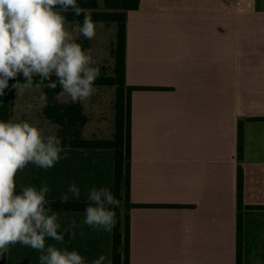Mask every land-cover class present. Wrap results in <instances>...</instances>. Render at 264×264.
Listing matches in <instances>:
<instances>
[{
    "label": "crops",
    "instance_id": "0c3cea01",
    "mask_svg": "<svg viewBox=\"0 0 264 264\" xmlns=\"http://www.w3.org/2000/svg\"><path fill=\"white\" fill-rule=\"evenodd\" d=\"M125 82L127 264H264V0H140ZM72 220L82 234L83 216L61 214L64 242L46 245L73 250Z\"/></svg>",
    "mask_w": 264,
    "mask_h": 264
},
{
    "label": "clouds",
    "instance_id": "9594fccd",
    "mask_svg": "<svg viewBox=\"0 0 264 264\" xmlns=\"http://www.w3.org/2000/svg\"><path fill=\"white\" fill-rule=\"evenodd\" d=\"M69 10L77 17L83 13L77 0H0V95L18 74L24 78V82L17 80L12 85L18 92L33 87L56 89L59 85L57 95H67L72 103L87 100L94 93L101 70L92 66L90 50H84L76 39L94 38L95 24L83 13L82 24L69 31L64 15ZM47 105V94L42 92L39 107ZM66 156L58 135H45L27 121H0V256L19 243L40 253L39 264H86L76 250L46 245V238L64 242V235L58 232V213L46 199L50 190L47 182L39 190L21 185L20 192L16 191V175L29 163L47 170ZM68 192L79 199L80 189L75 183ZM87 199L82 223L111 232L117 223L115 209L120 207V200L103 187L92 188ZM60 200L67 203L70 197L65 194ZM76 227L72 220L64 231L75 236ZM105 260L101 255L91 264H104Z\"/></svg>",
    "mask_w": 264,
    "mask_h": 264
},
{
    "label": "trees",
    "instance_id": "16d2710c",
    "mask_svg": "<svg viewBox=\"0 0 264 264\" xmlns=\"http://www.w3.org/2000/svg\"><path fill=\"white\" fill-rule=\"evenodd\" d=\"M77 4L91 16L94 24L103 23L116 29L114 41L110 48L111 66L92 65L100 68V76L94 82V88H110L114 91V134L112 139H85L83 130L88 118L83 106L77 103L62 104L56 98L61 91L41 88L47 94V107L42 109L43 117L58 127L57 135L62 138L66 151L97 152L109 151L113 160V190L114 196L120 200L116 208L115 228L111 231L110 264H127L126 258V205L130 190V157H131V92L125 82L126 61V22L127 12L137 10L140 0H103V9H99L97 0H77ZM83 13L77 17L69 10L64 13L66 23L82 24ZM38 77H34V80ZM55 80V76L52 77ZM24 82L22 74L15 80H9V86L0 95V121L12 120L15 95L12 85L16 81ZM47 83V82H46ZM240 134V133H239ZM240 136V135H239ZM241 147L239 146V153ZM238 209L242 208V173L238 171ZM49 207L58 214H84L88 201H73L62 203L60 199L49 200ZM240 216V215H239ZM6 252L0 256V264L7 263Z\"/></svg>",
    "mask_w": 264,
    "mask_h": 264
},
{
    "label": "rangeland",
    "instance_id": "374dc122",
    "mask_svg": "<svg viewBox=\"0 0 264 264\" xmlns=\"http://www.w3.org/2000/svg\"><path fill=\"white\" fill-rule=\"evenodd\" d=\"M99 9L103 7V0H97ZM77 24L66 23L69 31ZM96 35L91 40L78 36L76 42L81 44L86 51L90 50L93 65L111 66L110 48L114 41V26L103 23L95 24ZM73 35H76L73 33ZM42 89H26L18 92L14 88L15 107L13 122L27 121L39 128L45 135H57L58 127L51 124L42 115L39 107V97ZM57 102L67 104L71 102L67 95H60ZM86 110L90 121L83 130L85 139H107L110 140L114 134V91L110 88H102L92 94L87 100ZM87 116V115H86ZM88 118V117H87ZM66 158L58 161L52 168L44 170L29 163L22 171L16 175V191L20 192L21 185L34 186L39 190L42 183L47 182L49 192L46 199L57 200L67 194L73 201H88L87 197L92 188H108L113 190V160L109 151L78 152L66 151ZM64 156V153H61ZM75 183L80 189V197L76 199L74 194L68 192V187ZM61 215V214H58ZM85 219V214H79ZM84 232L74 239L77 247L86 249L88 256L104 255L106 259L110 256L111 232L96 229L86 224ZM64 235V233H60ZM73 237L72 235L70 236ZM62 243H57V245ZM79 245V246H78ZM60 248V247H59ZM40 253L30 247L22 246L19 243L11 245L8 250V264H39ZM106 261V260H105ZM104 261V264L106 263Z\"/></svg>",
    "mask_w": 264,
    "mask_h": 264
}]
</instances>
